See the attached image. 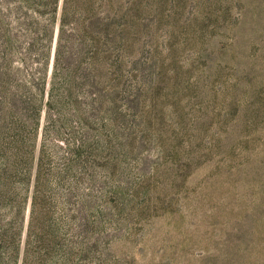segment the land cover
I'll return each mask as SVG.
<instances>
[{
    "label": "rangeland",
    "instance_id": "obj_1",
    "mask_svg": "<svg viewBox=\"0 0 264 264\" xmlns=\"http://www.w3.org/2000/svg\"><path fill=\"white\" fill-rule=\"evenodd\" d=\"M126 5L105 147L61 179L80 125L49 136L39 214L69 222L84 250L73 264H264V0ZM15 186L27 194L21 264L33 178Z\"/></svg>",
    "mask_w": 264,
    "mask_h": 264
},
{
    "label": "trees",
    "instance_id": "obj_2",
    "mask_svg": "<svg viewBox=\"0 0 264 264\" xmlns=\"http://www.w3.org/2000/svg\"><path fill=\"white\" fill-rule=\"evenodd\" d=\"M126 3L0 0V264L17 262L27 194H21L15 181L31 178L21 264H73L75 256H84L69 222L46 223L45 213L37 210L39 188L49 176L43 170L44 146L50 135L59 136L75 121L81 131L69 130L58 176L97 164L105 147L100 137L105 128L112 129L109 121L120 94L130 11Z\"/></svg>",
    "mask_w": 264,
    "mask_h": 264
}]
</instances>
